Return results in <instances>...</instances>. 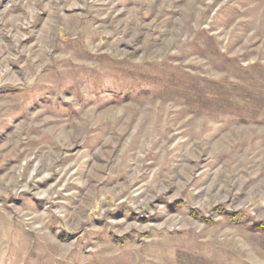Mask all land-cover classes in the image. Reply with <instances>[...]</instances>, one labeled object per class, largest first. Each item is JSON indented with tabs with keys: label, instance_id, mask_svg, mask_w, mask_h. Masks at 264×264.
<instances>
[{
	"label": "rangeland",
	"instance_id": "rangeland-1",
	"mask_svg": "<svg viewBox=\"0 0 264 264\" xmlns=\"http://www.w3.org/2000/svg\"><path fill=\"white\" fill-rule=\"evenodd\" d=\"M0 264H264V0H0Z\"/></svg>",
	"mask_w": 264,
	"mask_h": 264
}]
</instances>
